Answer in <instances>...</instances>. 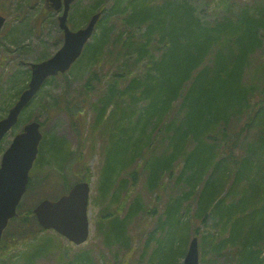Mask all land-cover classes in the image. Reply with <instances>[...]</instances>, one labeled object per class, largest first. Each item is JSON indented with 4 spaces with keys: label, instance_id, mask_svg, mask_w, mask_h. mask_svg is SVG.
Wrapping results in <instances>:
<instances>
[{
    "label": "trees",
    "instance_id": "trees-1",
    "mask_svg": "<svg viewBox=\"0 0 264 264\" xmlns=\"http://www.w3.org/2000/svg\"><path fill=\"white\" fill-rule=\"evenodd\" d=\"M107 3L93 0L68 18L77 28L101 12L97 32L69 71L90 68L81 84L70 90L68 74H59L42 89L61 78L64 91L46 105L42 89L35 97L49 117L64 112L81 122L91 113V123H84L91 132L77 124L75 130L79 143L102 142L95 200L107 214L99 235L109 245L121 244L130 225L143 219L136 229L141 234L151 217L143 262L180 264L190 235L198 233L192 221L210 218L217 230L198 242L202 263L216 256L224 258L221 264H264V1L215 22L201 17L190 0ZM10 68L16 81L22 71ZM28 78L25 71L3 111ZM22 114L21 122L31 119ZM79 152L55 135L42 143L24 198L2 235L0 264H35L48 253L56 264L93 262L89 250L56 252L60 242L33 214L39 200L89 180L79 176ZM45 154L56 170L44 169ZM71 171L79 172L74 179ZM57 187L60 194L52 195ZM153 194L163 199L147 200ZM18 245L23 248L13 262Z\"/></svg>",
    "mask_w": 264,
    "mask_h": 264
},
{
    "label": "rangeland",
    "instance_id": "rangeland-1",
    "mask_svg": "<svg viewBox=\"0 0 264 264\" xmlns=\"http://www.w3.org/2000/svg\"><path fill=\"white\" fill-rule=\"evenodd\" d=\"M198 8V13L204 19H208L211 22H215L216 18L224 16L226 13L234 19L236 13H239L244 4H248L251 10H255L256 5L262 4L264 0H190ZM93 0H80L79 5L73 6L70 14L89 6ZM107 5H111L112 0H107ZM0 14L6 17L7 23L2 29H0V116H4L7 112L3 111V108L9 104V100L15 90V86L21 83L24 78L25 70L23 65H17L19 61L37 62L45 57L51 55L62 43L61 31L58 27L57 15L58 12L50 8L44 9V0H0ZM81 26V25H80ZM79 26V27H80ZM97 30L95 31V33ZM260 54V53H258ZM257 62V60H256ZM14 67V70L22 71L18 75L16 81L12 76L13 70L10 67ZM90 68L88 66L76 67L72 72L67 71L68 78L70 80V90H75L81 82L84 80L86 74ZM20 76V77H19ZM13 83V84H12ZM64 81L61 78H56L52 82L48 83L41 92V96H44L45 105L50 102L55 95L61 93L66 89ZM69 88V86H68ZM96 99V96L93 100ZM13 102V101H12ZM24 117H30L31 119L43 120L41 131L43 134V142L50 135H55L58 138L66 139L70 142L74 149L81 151V163L78 166V171L82 170L83 174L79 176L83 178H89L90 193H89V237L86 242L80 246H75L63 237L57 235L52 230H48V233L55 235L60 242V248L55 251H59L62 255L73 254L79 250H89L92 263L89 264H141L143 258H141V246L146 237L145 232L152 230L154 227V219L148 218L146 226L150 223L145 232L139 234L136 230L142 223L141 219L138 223L130 225L129 239L121 244L115 242L111 245L104 242L99 235V226L102 222V216H105L107 212H104L102 204H99L95 199L97 194L96 182L99 177V169L101 164V139H97L95 142L92 139H87L81 143L78 141L77 133L75 130V124L83 125V129L86 133L91 132V127L84 123H91V113H88L84 120L71 121L68 115L64 112H56L50 117L47 115L48 108L42 106L40 100L34 99L32 103L23 111ZM22 117V116H21ZM245 121H241L240 126ZM23 124L12 131H10L0 143V157L1 152L4 150L8 143L12 140L15 132L21 129ZM42 142V143H43ZM242 148L236 150L235 153H239ZM43 159L48 165L44 166L45 170H56V164L47 159V154ZM48 172V171H47ZM70 177H75L79 172L75 174L71 171ZM59 176L57 173H55ZM69 178V175H68ZM74 179V178H73ZM170 189L171 184L167 183ZM59 187L50 191L52 195L60 194ZM30 195L25 197L29 199ZM43 198V197H42ZM161 200L163 197H157L155 194L148 196V199ZM107 202V200H106ZM116 203V202H115ZM147 203V201H146ZM191 210L195 209L193 203L190 202ZM158 205V202L156 203ZM210 217V216H209ZM193 230H197L199 237V243L201 236L206 232H215L217 228L214 225V221L210 218L206 220L192 221ZM219 230V228H218ZM23 245H18L13 249L15 254L11 261H15L16 256L19 254ZM264 256V251L262 252ZM56 255V253L54 254ZM64 255V257H65ZM211 253L209 258H212ZM53 254L48 253L46 256L41 257L35 264H56ZM224 258L213 256L212 262L202 263L201 249L199 248V264H221ZM142 264H145L143 262Z\"/></svg>",
    "mask_w": 264,
    "mask_h": 264
},
{
    "label": "water",
    "instance_id": "water-1",
    "mask_svg": "<svg viewBox=\"0 0 264 264\" xmlns=\"http://www.w3.org/2000/svg\"><path fill=\"white\" fill-rule=\"evenodd\" d=\"M54 9L63 8L58 16V24L63 31L62 45L46 60L30 63L31 76L27 87L20 93L14 104L0 119V140L18 122L19 116L45 79L65 72L79 57L84 45L91 38L95 24L100 16L96 12L81 28L72 30L68 26V12L75 0H46ZM5 21L0 15V27ZM42 138L38 121L24 124L16 133L1 155L0 160V240L10 218L16 214V207L26 190L29 170L38 154ZM89 185L87 182L75 183L67 194L56 200H43L33 209L39 224L52 228L75 244H80L88 236ZM197 240L194 237L184 256L183 264H197Z\"/></svg>",
    "mask_w": 264,
    "mask_h": 264
}]
</instances>
